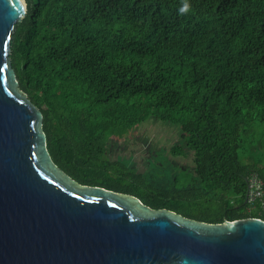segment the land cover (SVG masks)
Returning a JSON list of instances; mask_svg holds the SVG:
<instances>
[{"label":"trees","instance_id":"trees-1","mask_svg":"<svg viewBox=\"0 0 264 264\" xmlns=\"http://www.w3.org/2000/svg\"><path fill=\"white\" fill-rule=\"evenodd\" d=\"M184 3L27 0L11 40L19 86L43 113L53 161L78 182L209 223L264 219L263 201L249 200L250 176L264 178V0H187L181 13ZM102 117L180 127L194 171L103 159L106 130L91 120Z\"/></svg>","mask_w":264,"mask_h":264},{"label":"water","instance_id":"water-1","mask_svg":"<svg viewBox=\"0 0 264 264\" xmlns=\"http://www.w3.org/2000/svg\"><path fill=\"white\" fill-rule=\"evenodd\" d=\"M27 0H0V264H264V219L209 223L78 182L11 60Z\"/></svg>","mask_w":264,"mask_h":264},{"label":"rangeland","instance_id":"rangeland-1","mask_svg":"<svg viewBox=\"0 0 264 264\" xmlns=\"http://www.w3.org/2000/svg\"><path fill=\"white\" fill-rule=\"evenodd\" d=\"M91 120L92 123L98 121V124L103 125L106 130L103 159L126 158L129 165L134 166V170L137 168L142 173H149L151 170L153 172L151 164L155 162L160 167L156 170L157 174L168 177L178 174L175 166L186 168L185 173H189V168L194 171L193 152L186 147L180 127L176 125L149 119L140 125L126 128L118 121L105 117ZM256 135L257 141H264V131L261 127L257 129ZM175 146H181L186 151V155L174 156L172 148ZM260 150L264 152V145ZM168 168L176 170L171 172Z\"/></svg>","mask_w":264,"mask_h":264},{"label":"built area","instance_id":"built-area-1","mask_svg":"<svg viewBox=\"0 0 264 264\" xmlns=\"http://www.w3.org/2000/svg\"><path fill=\"white\" fill-rule=\"evenodd\" d=\"M249 182V200L251 202L262 200L264 206V178L260 174L255 173L250 176Z\"/></svg>","mask_w":264,"mask_h":264},{"label":"clouds","instance_id":"clouds-1","mask_svg":"<svg viewBox=\"0 0 264 264\" xmlns=\"http://www.w3.org/2000/svg\"><path fill=\"white\" fill-rule=\"evenodd\" d=\"M190 5L187 3V0H185L184 6L181 8V13H185L189 11Z\"/></svg>","mask_w":264,"mask_h":264}]
</instances>
